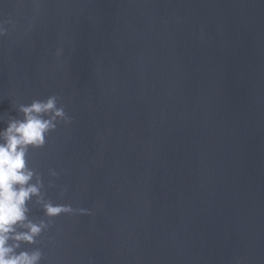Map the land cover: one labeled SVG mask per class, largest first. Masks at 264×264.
I'll return each instance as SVG.
<instances>
[{
	"label": "water",
	"instance_id": "water-1",
	"mask_svg": "<svg viewBox=\"0 0 264 264\" xmlns=\"http://www.w3.org/2000/svg\"><path fill=\"white\" fill-rule=\"evenodd\" d=\"M0 23V131L56 95L71 123L28 166L45 202L88 213L33 198L48 227L21 251L264 264V0H0Z\"/></svg>",
	"mask_w": 264,
	"mask_h": 264
},
{
	"label": "clouds",
	"instance_id": "clouds-1",
	"mask_svg": "<svg viewBox=\"0 0 264 264\" xmlns=\"http://www.w3.org/2000/svg\"><path fill=\"white\" fill-rule=\"evenodd\" d=\"M6 35L0 23V37ZM21 119H9L7 126L0 131V264H41L43 259L39 250L21 251L22 243L33 245L37 237L48 227L43 221L34 223L28 218V204L36 198L43 205L44 215L52 220L61 214L86 210H74L69 205L45 202L41 194L43 186L40 176L28 166L30 150L41 148L46 137L56 130L57 124L71 123L58 97L33 100L30 104L20 105ZM3 119V117H0ZM55 177L57 173L50 170ZM35 180V182H33Z\"/></svg>",
	"mask_w": 264,
	"mask_h": 264
}]
</instances>
